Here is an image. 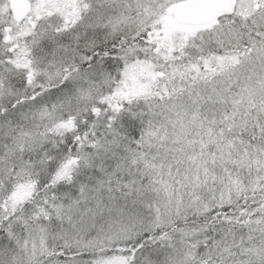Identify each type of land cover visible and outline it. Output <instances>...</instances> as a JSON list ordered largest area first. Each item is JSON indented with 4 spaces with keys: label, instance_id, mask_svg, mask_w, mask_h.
Here are the masks:
<instances>
[{
    "label": "snow or ice",
    "instance_id": "6c2138e0",
    "mask_svg": "<svg viewBox=\"0 0 264 264\" xmlns=\"http://www.w3.org/2000/svg\"><path fill=\"white\" fill-rule=\"evenodd\" d=\"M0 264H264V0H0Z\"/></svg>",
    "mask_w": 264,
    "mask_h": 264
}]
</instances>
